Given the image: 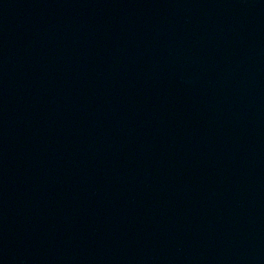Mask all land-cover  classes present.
I'll list each match as a JSON object with an SVG mask.
<instances>
[{"label": "water", "instance_id": "95a60500", "mask_svg": "<svg viewBox=\"0 0 264 264\" xmlns=\"http://www.w3.org/2000/svg\"><path fill=\"white\" fill-rule=\"evenodd\" d=\"M0 264H264V0H0Z\"/></svg>", "mask_w": 264, "mask_h": 264}]
</instances>
